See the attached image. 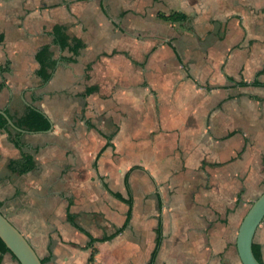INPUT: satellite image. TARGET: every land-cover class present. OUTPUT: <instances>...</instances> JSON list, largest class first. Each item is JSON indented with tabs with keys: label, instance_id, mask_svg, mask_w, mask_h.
<instances>
[{
	"label": "crops",
	"instance_id": "obj_1",
	"mask_svg": "<svg viewBox=\"0 0 264 264\" xmlns=\"http://www.w3.org/2000/svg\"><path fill=\"white\" fill-rule=\"evenodd\" d=\"M0 84L9 117L50 119L9 124L19 148L0 128L5 166L33 158L0 173V210L44 264H243L237 228L264 181V0H0ZM253 242L264 263V218Z\"/></svg>",
	"mask_w": 264,
	"mask_h": 264
},
{
	"label": "water",
	"instance_id": "obj_2",
	"mask_svg": "<svg viewBox=\"0 0 264 264\" xmlns=\"http://www.w3.org/2000/svg\"><path fill=\"white\" fill-rule=\"evenodd\" d=\"M8 123L19 130L8 114L0 108ZM264 218V189L252 200L244 213L236 232V249L243 264H264L253 251V236L259 223ZM0 238L20 264H44L27 237L0 210Z\"/></svg>",
	"mask_w": 264,
	"mask_h": 264
},
{
	"label": "trees",
	"instance_id": "obj_3",
	"mask_svg": "<svg viewBox=\"0 0 264 264\" xmlns=\"http://www.w3.org/2000/svg\"><path fill=\"white\" fill-rule=\"evenodd\" d=\"M161 16L166 17V18H171V19L185 17L183 13H179V12H172L167 15L161 13ZM52 32L54 35V41L57 42L62 48L67 47L72 52L73 55L77 54L79 52L80 47L83 46L82 40L74 35L68 34L65 30V27L62 26L61 24H54L52 28ZM50 55H51V52L48 49L47 44L42 45L35 53V57L37 61L41 64V66L48 65L51 62ZM254 83L261 84V82L258 80H254ZM10 118L13 119V122L15 123V125L21 128L28 129V130H34V131L44 130L50 126V119L48 118V116L40 109L36 107H32V106L27 107V109L22 114L18 116L12 115L10 116ZM0 128L7 130L10 140H12L15 146L19 148L20 142L17 137V133H19V131L15 130L9 125L6 117L1 112H0ZM13 130H14V133L12 132ZM102 148L103 147H101L100 150H102ZM32 163H33V158L31 157V155L22 152L21 156L18 158H9L6 163V166L10 170H18L19 167L21 166L26 167ZM93 240H95V238L90 235L89 243H91ZM0 244L2 246L0 247V263H1L3 252L9 251V249L4 244V242L1 240V238H0ZM155 250H156V247L154 248L151 254L152 263H153V257H154ZM252 251L255 257L259 261L262 262L260 248L254 242H252ZM12 256L15 258L13 254ZM41 261L43 262L42 259Z\"/></svg>",
	"mask_w": 264,
	"mask_h": 264
},
{
	"label": "rangeland",
	"instance_id": "obj_4",
	"mask_svg": "<svg viewBox=\"0 0 264 264\" xmlns=\"http://www.w3.org/2000/svg\"><path fill=\"white\" fill-rule=\"evenodd\" d=\"M19 170H17L18 173H19ZM2 171H6V173L8 174V179L9 180H10V178H13V180H17L18 177H19V175L17 173H13V172H12L13 173L12 177H10L11 171L6 168L4 160L0 159V173L1 174H2ZM9 180H7V179L1 180L0 179V184L3 185V186L4 185H8L9 187H11V185L8 184ZM263 189H264V181L260 180L259 183H258V193H260ZM227 202H228V200H227ZM250 203H247L245 206H243V209H242L243 213L245 212V210L247 209V207L249 206ZM237 209L238 210L240 209V206L238 205V202H237ZM243 213L241 214L240 218L242 217ZM239 219H238V221H239ZM238 221H237V223H238ZM0 247H2L1 244H0ZM3 256L4 257H3L2 261H1V264H18L16 262V259L14 257L10 256V254L7 251H6V253L4 252Z\"/></svg>",
	"mask_w": 264,
	"mask_h": 264
}]
</instances>
